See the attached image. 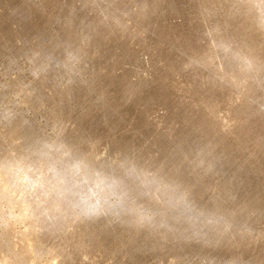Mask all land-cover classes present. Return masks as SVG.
Listing matches in <instances>:
<instances>
[{
	"label": "rangeland",
	"instance_id": "obj_1",
	"mask_svg": "<svg viewBox=\"0 0 264 264\" xmlns=\"http://www.w3.org/2000/svg\"><path fill=\"white\" fill-rule=\"evenodd\" d=\"M89 165L212 223L161 241L66 214ZM0 264H264V0H0Z\"/></svg>",
	"mask_w": 264,
	"mask_h": 264
},
{
	"label": "clouds",
	"instance_id": "obj_2",
	"mask_svg": "<svg viewBox=\"0 0 264 264\" xmlns=\"http://www.w3.org/2000/svg\"><path fill=\"white\" fill-rule=\"evenodd\" d=\"M58 196L57 207L66 214L83 219L111 216L161 241L195 238L212 223L187 194L123 169L105 174L86 166L79 177H65Z\"/></svg>",
	"mask_w": 264,
	"mask_h": 264
},
{
	"label": "bare ground",
	"instance_id": "obj_3",
	"mask_svg": "<svg viewBox=\"0 0 264 264\" xmlns=\"http://www.w3.org/2000/svg\"><path fill=\"white\" fill-rule=\"evenodd\" d=\"M88 38V36H86V39ZM97 64V63H96ZM95 64V65H96ZM92 68L90 69L91 70V72L92 73H94V74H96L97 72V70L95 71V69H94V66L92 65L91 66ZM97 68V67H96ZM95 71V72H94ZM96 76H97V74H96ZM99 77V76H98ZM1 119H8V116H1ZM60 124H63V119H60ZM42 137V136H41ZM42 139H43V137H42ZM48 141L47 140H44L43 139V141H42V143H40L41 144V146H42V148H43V155H44V157H48L47 155H48V152H49V147H48V145L49 144H46ZM202 142H204V144L205 143H207V140H205V141H202ZM201 145V144H200ZM28 146H29V148H30V150H31V145L28 143ZM202 146H206V144L205 145H201V147ZM207 146L209 147V146H212V144H211V142H208L207 143ZM7 148V147H6ZM214 149H216V146H214ZM198 151H201V149L199 150H197V149H195V152H198ZM202 151H204V149L202 150ZM6 152V151H5ZM27 159V158H26ZM228 159H230V157L229 156H227V160ZM12 160H14V159H12ZM5 161V160H4ZM189 162V161H188ZM14 165H16V164H14ZM22 165V164H21ZM28 165V164H27ZM234 165V164H233ZM8 166L10 167L11 166V164H8ZM241 168V167H240ZM233 170L235 171V172H237L236 173V175H237V178H241V180H242V170H245V169H240L239 170V168L238 167H235V168H233ZM225 177H227V175H225ZM33 180V179H32ZM22 181V183L24 184V183H26V179H21L20 180V182ZM229 182V189H228V191H227V197H234V196H236V192H234V181H233V183L232 182H230V181H228ZM31 185V182L29 183V184H27V185H23V187H24V189L26 190V192L27 191H30V188L31 187H29ZM249 191V188L247 187V189H246V192H248ZM256 191V190H255ZM39 193V192H38ZM258 194V193H257ZM261 196V193H259V195H257V197H260ZM36 197V196H35ZM219 197V196H218Z\"/></svg>",
	"mask_w": 264,
	"mask_h": 264
}]
</instances>
